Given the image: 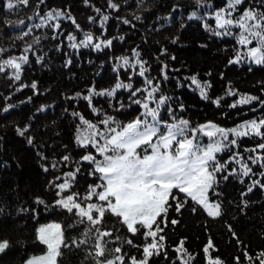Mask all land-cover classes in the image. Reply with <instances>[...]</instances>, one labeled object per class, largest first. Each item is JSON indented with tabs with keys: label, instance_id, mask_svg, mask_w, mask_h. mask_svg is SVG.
<instances>
[{
	"label": "trees",
	"instance_id": "1",
	"mask_svg": "<svg viewBox=\"0 0 264 264\" xmlns=\"http://www.w3.org/2000/svg\"><path fill=\"white\" fill-rule=\"evenodd\" d=\"M227 8L228 0H0V65L26 57L16 61L19 79L11 66L0 71V241L9 242L0 264H22L44 252L36 227L49 220L61 225L67 245H61L56 264H96L95 230L88 234L93 226L56 204L79 193L77 202L86 206L89 186L101 181L93 174L95 164L82 159L89 154L103 159L90 144L78 142L77 136L86 134L83 120L100 130L126 125L144 118L145 102L156 108L162 96L168 99L158 109L159 118L168 124L187 120L192 128L212 122L231 129L264 119V64L245 55L256 42L240 45L235 25L230 35L215 34L224 31L217 28L215 14ZM249 8L264 12V0H243L229 18L238 19ZM89 34L93 39L85 46ZM238 54L244 58L230 63ZM193 76L206 86V96ZM117 83L125 86L117 89ZM153 87L158 90L148 100ZM105 90L114 91L99 94ZM242 96L258 100L240 104ZM108 117L109 125L101 124ZM200 139L209 142L202 134ZM224 143L228 146L216 154L224 167L209 191V202L220 205L221 215L209 216L203 206L175 195L160 225L163 246L148 264H207L203 249L209 240L210 255L224 264H259L264 258V160L252 163L264 156L258 147L264 136L229 133ZM242 165L251 169L247 175ZM65 180L71 187L60 192L55 185ZM92 202L99 201H87ZM177 202L184 204L179 212ZM98 227L111 232L104 238L106 258L123 255L124 264L130 257L143 258V247L152 239L142 232L133 235L112 214L106 213Z\"/></svg>",
	"mask_w": 264,
	"mask_h": 264
},
{
	"label": "snow or ice",
	"instance_id": "2",
	"mask_svg": "<svg viewBox=\"0 0 264 264\" xmlns=\"http://www.w3.org/2000/svg\"><path fill=\"white\" fill-rule=\"evenodd\" d=\"M24 2L26 3L27 0ZM242 3L243 0H228L227 10L221 9L215 14L217 28L224 30L223 33L217 31L215 34L230 35L232 34L231 26L235 25L239 29L238 43L240 45L247 46L253 41L256 42V46L249 47L245 55L256 64H264V12L249 8L245 9L238 19L229 18L232 10ZM8 7L12 8L13 5L9 3ZM111 7L116 8L117 5L111 4ZM56 15L60 16L63 13L58 12ZM51 16L52 14L49 13L50 18ZM104 19L107 20V17ZM124 22L128 23V21ZM92 39L93 37L89 34L82 43L87 46ZM107 43L111 44V41ZM95 47L99 49L101 45L97 43ZM243 58L244 56L238 54L237 60L230 61V63L239 62ZM17 59L24 60L26 57L5 60L3 65L14 68L17 72L16 78L19 79L21 64L16 62ZM124 63H128L126 58ZM3 65H0V71L3 70ZM140 75H144L143 67H141ZM191 80L193 84L200 86L195 76L191 77ZM147 83L152 84V81L148 80ZM124 86L117 83L115 87L118 89ZM32 87L35 88L36 85L33 84ZM127 87L131 88V85ZM200 87L201 96H206L204 92L206 86ZM157 90L153 87L148 92L147 99H153V93ZM113 91L105 90L99 94L111 96ZM229 94L235 93L230 91ZM167 99V97H160L156 108L149 107V104L145 102L143 107L146 111L142 114L144 118H137L126 125L109 126L106 130H100L97 125L81 117L87 128L85 129L86 134L77 136L78 142L85 147L90 144L103 157L102 160H97L95 156L89 154L83 156L82 159L95 164L93 174H99L102 183L89 186V191L83 198L86 206L77 202L79 193L62 197L56 201V204L68 212L75 210V214L81 218V223L86 218L93 226L88 230V234L95 230L96 264H117V262L124 264L125 262L123 255H116L112 259L106 258L108 249L104 238L111 236V232L101 231L98 227L106 213L120 218L122 224L133 235L142 232L145 239L152 238L151 242L143 247V258L130 257V264H148L149 257L157 254L163 246L160 243L164 240V236L160 235L163 231L160 225L165 222L169 208L172 207L170 200L177 199L174 190L185 194L192 201L203 206L209 216H220V205L209 202V191L216 183L215 173L224 167L217 161L216 154L228 146L224 141L228 140L229 133L240 137L250 134L264 136V131H261L264 128V119L246 121L243 125L231 129L222 128L212 122L192 128L187 120L168 124L159 118L158 112L160 105H163ZM253 100H258V97L242 96L238 103L248 104ZM216 102L219 103V101ZM235 106L233 104L231 107ZM110 121L112 118L108 117L101 121V124L109 125ZM201 134L208 138L207 144L202 143ZM229 143L235 145L237 141L232 139ZM258 147L264 149V143L259 144ZM63 159L67 160L68 157L65 156ZM259 160H264V156L252 159V163L255 164ZM242 167L244 175L251 171L247 165H242ZM67 175L71 177L75 174L68 173ZM55 186L60 192L71 187L68 180ZM93 197L99 202L87 203ZM39 202L43 203V201ZM183 207V203H176L177 212ZM171 223L176 224L177 221L172 220ZM37 233L39 241L47 246V253L43 256L29 258L26 264H56L57 257L61 254V245L67 247L61 225L56 223L41 225ZM86 242L83 240L80 243ZM127 243L131 244L132 241L129 240ZM183 243V241L180 242V246L176 249L177 252L182 250ZM8 247L7 240L0 241V253ZM213 247L212 241L209 240L203 249L205 254H209L207 264H224L218 257L213 258L210 255V249ZM114 252L120 253L121 249L116 248ZM260 257H264V253H261ZM259 264H264V258L260 259Z\"/></svg>",
	"mask_w": 264,
	"mask_h": 264
},
{
	"label": "rangeland",
	"instance_id": "3",
	"mask_svg": "<svg viewBox=\"0 0 264 264\" xmlns=\"http://www.w3.org/2000/svg\"><path fill=\"white\" fill-rule=\"evenodd\" d=\"M100 183H102V181H100ZM174 194H175V195L182 194V196L187 197L185 194H183V193H179V192L176 191V190H174ZM188 198H189V197H188ZM53 223L59 224L58 222L53 221V220H49V221H46V222H41V223H39V224L37 225V227H36V237H37V239H38V233H37V230L40 228V226H41V225H46V224H53ZM38 240H39V239H38ZM46 253H47V246L45 245V250H44V252H42V253H40V254H36V255H31V256H29L28 258H26V259L24 260V262H23L22 264H26V261H27L29 258H31V257H39V256H43V255H45ZM115 256H116V255H115ZM112 258H114V257H109V258H107V259H112Z\"/></svg>",
	"mask_w": 264,
	"mask_h": 264
}]
</instances>
